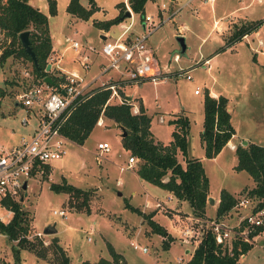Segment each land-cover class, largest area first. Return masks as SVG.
Wrapping results in <instances>:
<instances>
[{
	"label": "rangeland",
	"instance_id": "374dc122",
	"mask_svg": "<svg viewBox=\"0 0 264 264\" xmlns=\"http://www.w3.org/2000/svg\"><path fill=\"white\" fill-rule=\"evenodd\" d=\"M28 1L42 13L48 14L46 0ZM67 1L55 0L57 12L54 16L48 15L47 22L53 38L59 40L61 48H66L58 65L77 74L82 73L90 80L99 71V61L105 62L101 54L87 49V46L98 49V37L102 34L91 22L116 16L119 8L115 5L122 0H94L101 8L88 20L76 22L66 12ZM183 1H145L143 15L150 16L152 24L166 19L145 41L157 63L159 75L155 83L144 80L123 86L121 91L123 95L131 96V111H137L141 99L147 115L151 117V131L160 140L169 137L171 127L168 119L186 116L189 120L188 157H201L210 194L218 197L219 191L225 189L233 191L234 198H237L249 191L254 182L245 171L233 168L236 155L228 145L212 159L204 157L200 140L202 99L203 92L209 88L227 98L228 110L232 114L230 121L235 131L230 143L234 147L243 142L264 147V24L239 41L227 44V38L235 27L247 21L264 19V0H192L182 6ZM80 2L87 4V0ZM126 5L127 2L124 7L128 9ZM175 9L177 12L172 14ZM130 20L131 31L143 32V20L134 13L131 19L125 17L121 24L110 27L108 40L115 39ZM148 26L150 28L151 25ZM177 35L185 41L183 53H179ZM72 41H76L80 47L73 48ZM83 52L88 56L87 69H83L79 63ZM174 53L178 54V61L171 60ZM206 58L207 62L203 63ZM53 60L49 54L47 61L53 64L48 70L52 68V75H57L60 71ZM179 69L188 70L191 79L179 74ZM26 72L29 74L27 78L24 75ZM106 77H111L112 81L118 79L112 72L100 76L101 79ZM34 82L32 64L27 58L12 55L0 64V87L4 92L0 96V143L4 146L10 147L28 134L20 123V118L26 114L21 107L15 106L13 99ZM194 89L198 94H194ZM118 96L123 100L119 93ZM110 102L119 103L120 100L113 97ZM102 121L101 126L95 125L82 146L65 142L63 157L49 162L47 170L28 180L27 195L20 203L21 209L26 212L25 237L30 241L40 240L47 248L46 257L40 259L34 252L21 249L18 250L19 261L15 262L12 252L15 241H9L0 232V264H54L59 254L50 245L53 236L57 237L59 246L69 256V264H83L84 261L93 262L100 257H109L106 243H110L127 264H186L195 247L194 243L181 238V231L188 223L194 225L193 221H189L192 216L190 206L186 201L168 195L162 188L142 181L138 183L133 176L137 162L132 168L119 172L117 167L126 165L129 153L121 146V129L116 126L112 128V122L104 117ZM101 141L108 143L109 150L99 155L95 147ZM179 159L182 161L181 155ZM63 180L91 191L88 201L90 213L75 209L68 193L49 188L50 183L60 184ZM143 189L151 194L147 196L151 204L160 201L161 206L154 208L148 205L146 207L149 208L144 209ZM131 190L136 193L131 195ZM124 200L144 212L157 211L153 220L162 225L172 238L168 248H162V236L153 233L141 216L123 206ZM213 204L206 203V213L214 217ZM60 209L65 211V217L52 213ZM236 212L238 210L231 209L222 217L225 216L232 223ZM0 214L5 217L6 212L0 209ZM49 225L56 228L55 233L40 237L35 235V232L43 233ZM251 244V248L238 257L239 264H264V231H260ZM133 245L139 249H133ZM141 247L147 250L142 251Z\"/></svg>",
	"mask_w": 264,
	"mask_h": 264
},
{
	"label": "trees",
	"instance_id": "16d2710c",
	"mask_svg": "<svg viewBox=\"0 0 264 264\" xmlns=\"http://www.w3.org/2000/svg\"><path fill=\"white\" fill-rule=\"evenodd\" d=\"M145 1L127 0L126 2L130 10L137 13L141 19L144 13L143 5ZM46 4L48 14L42 13L31 5L28 0H0V45L3 47L0 54V64L12 55H20L31 61L18 41V34L29 30V45L34 51L39 67L37 69L31 62L33 80L41 81L48 75L53 82L59 77L52 75V69L44 70L52 48L49 28L47 27L48 15L54 16L57 8L55 7V0H46ZM115 6L119 8L115 17L104 21L93 20L91 22L92 26L108 30L112 25L119 22L126 8L122 1L117 2ZM65 8L68 14L78 20H88L94 12L98 11L94 0H87V6L82 5L80 0H68ZM263 24L264 19L247 21L235 27L227 38V44L239 41L245 34L256 31ZM117 92L123 97L121 88L118 87ZM109 93L110 90L108 89L92 88L82 102L67 116L60 128V133L74 144L82 146L100 117L110 120L116 127L125 131V136L120 138L121 146L129 155L137 158L135 171L138 178L157 188H162L177 200L186 201L191 208L192 216L204 219L209 182L201 160L198 157L187 156L188 118L186 116H176L167 121L169 125L173 126L170 132L172 140L167 144H163L161 141L155 140L153 134H151L149 129L151 117L147 115L140 98L137 111L132 113L130 102L125 100L119 103L107 102ZM3 95L4 92L0 87V96ZM227 103L228 100L224 95L211 96L207 89L203 92V119L200 140L204 157L207 159L215 157L235 134ZM177 151H180L184 159V165H181L177 160ZM234 152L236 163L233 168L237 171H245L254 182L248 193L264 197V147L253 142H243L234 147ZM47 167L48 165L44 166V170H47ZM49 188L56 192L68 193L73 199L72 205L75 206V209L90 213L88 207L90 190H82L64 180L60 184L50 183ZM235 201L236 198L232 194L225 189H221L214 217L219 218L229 212ZM6 203V205H10L14 213L8 223L0 222V232L5 234L9 241H15L12 250L14 261H19L18 253L20 251L18 252V250L21 249L32 251L38 258L44 259L47 248L41 244L40 240L30 241L25 237L27 232L26 212L21 209V204L16 201H7ZM262 205L264 206V200L258 204V206ZM123 206L141 216L153 233L162 236V248L169 247L172 238L166 233L162 225H158L152 219L154 212H144L138 207L132 206L126 200H124ZM260 231H264V224L258 226L250 235H256ZM50 245L59 254L54 264H69V257L64 253V249L59 246L56 236L51 238ZM105 245L109 254L108 259L100 257L96 261H84L82 263L127 264L121 254L117 253L110 243ZM251 245L244 242L239 244L234 242L231 254H228L225 249H220L214 242L211 231L206 229L203 231L199 243L192 251L186 264H239L238 257L247 252Z\"/></svg>",
	"mask_w": 264,
	"mask_h": 264
},
{
	"label": "built area",
	"instance_id": "2783aa9c",
	"mask_svg": "<svg viewBox=\"0 0 264 264\" xmlns=\"http://www.w3.org/2000/svg\"><path fill=\"white\" fill-rule=\"evenodd\" d=\"M188 2L182 4V6H186ZM161 6L164 7L163 4ZM127 8L130 11L128 6ZM176 12L177 9L173 10L172 14ZM141 20H143V32L141 33L128 34V30L132 26L130 20L128 26L124 27L115 39L101 40L98 49L87 46L89 51L101 54L105 58V62L99 64L98 73L90 80H87L82 73L62 71L58 66V61H55L54 65L58 67L60 73L56 75L59 78L53 81V84L43 82V79L41 81L36 80L21 93L15 95L13 99L15 106L21 107L26 114L20 118V123L24 128H27L28 134L26 137H22L18 143L10 145V147L0 143V209L6 212L5 217L0 214V222L6 224L12 218L14 211L10 205H6V202H22L23 197L27 195L25 190L28 187L29 178L37 174L41 175L44 172V166L63 157L65 142L72 141L60 133V128L67 116L82 102L92 88L98 87L110 90L107 102H110L113 97L122 102V99L118 96V87L122 88L144 80L156 82V76L159 75L157 63L145 41L148 35L166 19H160L159 22L152 24L151 17L143 15ZM147 24L151 25L150 28L147 27ZM71 45L75 49L80 47V44L76 41H72ZM2 49L3 47L0 45V54ZM87 58V54L83 52L79 60L83 69L89 67ZM177 59L178 54L174 53L171 60L178 61ZM46 63H49L50 67L53 64L49 61H46ZM179 70V74L184 75V78L191 79L188 70ZM109 72L114 73L118 79L112 81L111 77L100 78V76ZM24 75L27 78L29 74L26 72ZM194 93H198L196 89ZM132 112L135 113L136 111L133 110ZM100 123L102 124L101 117L96 125L101 126ZM228 147L234 149L232 144ZM95 149L99 155H102L103 152H108L109 145L106 141L97 142ZM136 162L137 158L129 155L126 159V165L120 166L118 171L121 172L125 168L132 167ZM24 182L26 183L25 189H22ZM168 199H170L169 196ZM263 200V196L250 194L248 191L237 197L234 206L231 208L238 210L234 213L235 221L232 223L222 217L201 220L191 216L189 221H193L194 225L196 223L197 226L188 223L181 231V238L194 243L195 249L203 231L208 229L220 249H225L228 254H231L234 242H238V244L241 242L253 243L255 235H250V233L264 224V206H258ZM161 203L156 201L153 203V207L158 208ZM52 213L65 217L63 209L53 210ZM35 235L40 237L44 234L35 232ZM132 247L133 249H139L137 245ZM141 250L146 251L147 248L141 247Z\"/></svg>",
	"mask_w": 264,
	"mask_h": 264
},
{
	"label": "crops",
	"instance_id": "0c3cea01",
	"mask_svg": "<svg viewBox=\"0 0 264 264\" xmlns=\"http://www.w3.org/2000/svg\"><path fill=\"white\" fill-rule=\"evenodd\" d=\"M127 0H122V2H126ZM189 0H184L183 2H181V5L182 4H184V3H186V2H188ZM192 0H190L189 2H191ZM210 1H212V0H210ZM119 2H121V1H119ZM188 2V3H189ZM94 3H95V6L96 7H98V10L101 8L99 5H97L96 4V2L94 1ZM188 5V4H187ZM84 6H87V4H85ZM127 6V5H126ZM97 12V11H96ZM96 12H94V13H96ZM93 15V14H92ZM117 15V14H116ZM132 15H134V13L131 11V16ZM115 17V16H114ZM74 18V17H73ZM72 18V19H73ZM111 19V18H110ZM75 22L76 21H79V20H77V19H73ZM121 21V20H120ZM120 21L119 22H117L116 24H121L120 23ZM47 22H48V20H47ZM129 23V22H128ZM126 26H128V24H126ZM125 26V27H126ZM132 27V26H131ZM131 27H130V29L128 30V34H131V35H133V34H135L136 32L135 31H131ZM143 27V26H142ZM49 28V27H48ZM98 30L100 31V33H102V34H99V37H98V44H100V42H101V40H103V39H108V30H110V28L108 29V30H105V29H100V28H98ZM252 33V32H251ZM49 35H50V39H51V45H52V48H51V51H50V56L51 57H53V61H61V57H62V54H63V52H64V50L66 49L65 47H62L61 48V45L58 43L59 42V40L58 39H54L53 38V36H52V32H50V30H49ZM246 36L247 35H249V33L248 34H245ZM260 53H262V51L260 52ZM256 55V54H255ZM209 57V56H208ZM208 60V58H206L205 60H203V62L204 61H207ZM100 63H102L101 61H99V64ZM58 64H60V63H58ZM59 66V65H58ZM61 69H62V71L64 70V71H67V72H72V70H70V69H67V68H65L64 66L62 67V66H59ZM210 89V88H209ZM209 89H207L208 90V92H209V95H211V96H217L219 93H216V92H214L213 90H209ZM195 90V89H194ZM194 90H193V92H194ZM194 94H198V93H194ZM221 95V94H220ZM15 104V103H14ZM232 115V114H231ZM101 119H103V117H101ZM172 119V118H171ZM169 120V119H168ZM110 121V120H109ZM113 124V123H112ZM112 124H111V126H112ZM116 126V125H115ZM114 126V127H115ZM170 127H171V129L169 130V137L168 138H166V140H160L155 134H153L152 133V131H151V126H150V132H151V134H153V136H154V139L155 140H159V141H161L163 144H167L169 141H171L172 140V137H171V131H172V128H173V126L172 125H170ZM25 129H27V128H25ZM234 136H235V134H233V137H231L230 139H229V141L227 142V144L226 145H230L232 142H231V140L234 138ZM231 142V143H230ZM225 145V146H226ZM124 151H126V150H124ZM186 151H187V148H186ZM180 155H181V153H180V151H177V153H176V157H177V160L180 162V164L181 165H184V159H183V157H182V161H180ZM182 156V155H181ZM187 156H188V151H187ZM190 157H196V156H190ZM200 160H201V157H198ZM127 159V158H126ZM202 162V161H201ZM125 163H126V161H125ZM120 166H122V165H120ZM120 166H118L117 167V170H118V168L120 167ZM129 168H132V167H129ZM126 169V168H125ZM136 169V168H135ZM135 169L133 170L134 172H133V176H134V178H135V180H137L138 181V183H139V181H142V182H144V183H147V182H145V181H143V180H141L140 178H138V176H137V173H136V171H135ZM208 182H209V180H208ZM140 185H145V184H140ZM146 187V186H145ZM144 188V187H143ZM146 189V188H145ZM145 189H143V191H144V194H145V200H144V203H143V207H144V209H147V208H149V207H146V206H152L153 207V204H151V202L147 199V196H150L151 194L149 193V192H147ZM230 194H232V195H235L234 193H233V191H228ZM136 192H135V190H131L130 191V194L131 195H134ZM168 193V192H167ZM237 193V192H236ZM168 195H171L170 193H168ZM170 197V196H169ZM208 197H211V198H213V200L215 201L214 202V204H213V210H215L216 209V207H217V202H218V198H219V195H218V197L217 196H212L211 194H210V187H209V194H208ZM146 207V208H145ZM207 207V206H206ZM155 208V207H154ZM143 211V210H142ZM151 212H154V214L157 212V211H155V210H152ZM213 213H215V211H213ZM214 215V214H213ZM154 216V215H153ZM153 216H152V219H153ZM229 216V215H228ZM207 217H213V216H209V215H207V213H206V208H205V218L204 219H201V220H206L207 219ZM222 217V216H221ZM222 218H224L225 220H227L226 219V217L224 216V217H222ZM257 235V234H256ZM255 235V236H256ZM254 236V237H255ZM162 238V237H161ZM170 243V242H169ZM170 245V244H169ZM118 253V252H117ZM240 256H242V254L240 255ZM239 256V257H240ZM69 257V256H68ZM189 257H190V254H189ZM188 257V258H189ZM105 258H109V257H105ZM188 260V259H187ZM186 260V261H187ZM69 262H70V259H69Z\"/></svg>",
	"mask_w": 264,
	"mask_h": 264
},
{
	"label": "water",
	"instance_id": "95a60500",
	"mask_svg": "<svg viewBox=\"0 0 264 264\" xmlns=\"http://www.w3.org/2000/svg\"><path fill=\"white\" fill-rule=\"evenodd\" d=\"M131 16V13L128 9L125 10V12L123 13V15L120 17V20H122L123 18L125 17H128L130 18ZM29 30H25L23 32H20L18 34V41L20 43V46H22L23 50H24V53L27 54L30 59H31V62L32 64L37 68L39 69L38 65H37V62H36V56L34 54V51L32 50L31 46L29 45ZM176 40L177 42L179 43V53H183L186 49V45H185V41L183 40V37L180 36V35H177L176 36ZM46 67H45V70L44 71H47L49 68H50V64L49 63H46ZM43 82H46L48 84H53L51 78L46 75L44 78H43ZM125 101L127 102H130L132 100L131 96L130 95H123V97ZM115 126V124H112V128ZM120 135L121 137L125 136V131L124 130H121L120 132ZM25 185L26 183L24 182L22 184V189H25ZM118 195H121V193H118ZM207 204H213V199L211 197H208L207 198ZM56 232V228H54V226L52 225H49V226H46L45 229L43 230V234L44 235H49V234H52V233H55Z\"/></svg>",
	"mask_w": 264,
	"mask_h": 264
},
{
	"label": "bare ground",
	"instance_id": "6f19581e",
	"mask_svg": "<svg viewBox=\"0 0 264 264\" xmlns=\"http://www.w3.org/2000/svg\"><path fill=\"white\" fill-rule=\"evenodd\" d=\"M103 122V121H102ZM101 124V123H100Z\"/></svg>",
	"mask_w": 264,
	"mask_h": 264
}]
</instances>
